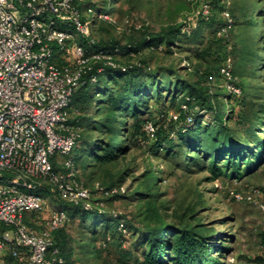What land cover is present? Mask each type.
<instances>
[{
  "label": "rangeland",
  "instance_id": "374dc122",
  "mask_svg": "<svg viewBox=\"0 0 264 264\" xmlns=\"http://www.w3.org/2000/svg\"><path fill=\"white\" fill-rule=\"evenodd\" d=\"M104 1L75 2L81 6L85 22L92 23L89 37L78 33L77 42L89 49L97 45L116 48L118 51L112 55L116 64L141 67L128 74L108 71L99 75L98 81L91 85L92 95L98 98L89 109L84 104L73 103L69 109V120L81 135L71 153L73 178L77 187L88 191V205L102 215L73 213L67 220L63 226L66 242L62 246L65 264H145L150 231L156 227H180L185 222L204 228L209 236L207 250L212 264H262L263 211L255 203L234 200L230 191L248 193L264 186V70L259 68L254 78L245 72L235 73L227 51L230 47L219 48L222 54L227 51L229 57L224 59L225 56L219 55L217 69L213 58L196 56L198 47L211 35L221 45H231L234 20L239 16L237 11L233 12L235 19L230 14L234 0H114L110 11L104 14L106 17L101 14L90 20L88 15L96 14L87 7L97 9ZM251 2L264 9V0ZM200 3L208 4L211 14L208 21L201 19L205 15L200 12ZM220 5L225 6L220 8ZM257 20L264 24V15L257 16ZM260 32L261 28H257L256 39L264 57ZM147 35L153 41L172 44L166 50L160 44L125 52L123 47L129 43L142 44ZM131 75V87L125 89L124 100L136 101V116L130 110L121 111L116 114V135L102 131L95 124L105 119L107 90L124 92L123 87L128 83L125 79ZM180 78H200L208 87L211 99L222 103L227 111L233 108L232 118L225 121L240 137L247 139L245 127L255 124L256 135L248 138V155L242 164L236 168L230 164L226 170L222 161L218 163L220 169L211 172L208 160L204 159L203 168L199 160L185 168L177 167L180 160L167 157L152 136L145 135L142 124L146 119L154 121L159 128L166 125L167 122L157 119L163 109H168L174 117L180 115L183 122L184 114L180 110L183 96L173 88ZM242 92L263 95L252 96L251 105H242L238 102ZM99 99L105 102L100 103L101 110L97 113ZM250 108L254 110L251 112ZM195 115L202 125L213 119L211 113L203 110ZM191 120L188 119L190 123ZM115 139L118 143V151H113L115 157L99 160L97 155L101 157L105 151L98 148L105 149ZM60 159L63 160L59 158L55 166L64 170ZM48 192L43 209L35 215L39 228L51 210L71 206L56 190ZM109 213L121 216L127 229L120 231Z\"/></svg>",
  "mask_w": 264,
  "mask_h": 264
},
{
  "label": "built area",
  "instance_id": "2783aa9c",
  "mask_svg": "<svg viewBox=\"0 0 264 264\" xmlns=\"http://www.w3.org/2000/svg\"><path fill=\"white\" fill-rule=\"evenodd\" d=\"M76 1L0 0V264H65L53 232L69 219L67 210H51L37 227L35 215L48 191L91 209L88 191L73 178L79 132L69 120L72 97L80 85L95 82L104 66L120 72L127 67L112 60L116 48L77 42L78 33L89 37L92 23ZM200 12L208 15L207 3H200ZM146 128L153 131L150 123ZM59 158L62 171L55 166ZM230 193L264 214V186Z\"/></svg>",
  "mask_w": 264,
  "mask_h": 264
},
{
  "label": "trees",
  "instance_id": "16d2710c",
  "mask_svg": "<svg viewBox=\"0 0 264 264\" xmlns=\"http://www.w3.org/2000/svg\"><path fill=\"white\" fill-rule=\"evenodd\" d=\"M113 2L114 0H105L100 3V6L97 9H92V14L94 13L96 15H88L89 19L94 20L99 14L108 13L110 11V5L113 4ZM224 6L220 5V8H224ZM77 8L83 11L81 6L78 5ZM227 8L229 11V6ZM234 11L239 13V16L236 19L233 15ZM230 12L231 16L235 19L233 24L234 30L231 37L233 41L231 45H221L215 35H211L202 47H198L196 50V56L198 58H213L214 67L217 69L218 66L216 64H219V55L222 54L220 51L221 48L230 47L227 51L231 54L230 58L233 64V71L235 73H239L240 71L245 72L248 76L254 78L257 76L256 72L259 68H261L262 72L264 70V57L261 55V49L256 39V29L261 28L259 36L261 37V41L264 42V24L262 20L260 22L257 20V16L262 17L264 15V9L262 5L252 3L251 0H234L231 4ZM210 18V11L207 16L201 17L203 21H208ZM163 42L164 41H153L151 36L147 35L142 44L129 43V45H126L123 49L126 50V53H129L139 50L141 46L154 48L163 44V48L166 50L167 45L172 44ZM100 47L112 49L107 45L96 46V48ZM227 51L222 54L223 58L225 56L224 59L229 57ZM98 65L99 64H94L92 69L85 74L84 78L86 80L88 79L89 74L94 72ZM124 66L127 67L124 72L104 66L103 72L97 74L95 82L87 81L76 89L71 104H84L86 105L85 109L88 110L91 102L98 98L92 95L94 89L91 85L98 81L99 75L108 71H116L119 74H128L141 67V65ZM130 79H133V75H131L129 79H125L128 83L126 84L127 87H123L124 92L121 91V89H118L116 93L107 90L108 97L106 99L107 107L104 113L105 119L101 123L96 122L95 124L101 127L102 131L107 130V132L116 135L114 125L116 123V114L121 111L130 110L132 116H136V101L134 99L130 101L129 99V102L126 103V100H124L127 97V95H125V89L131 87ZM173 88L175 93L183 96L180 105V110L184 114L183 122H181L180 115L173 118V115L167 111L168 109H163L159 112L157 119L161 120L162 123L167 122L169 124L166 123V125H162L159 128L154 121L146 119L142 124V129L145 135H151L152 139H154L155 145L159 146L161 149L163 148L167 157H172L176 161L177 159L180 160L176 165L177 167L185 168V166L194 164L199 160L202 162L200 168H203L205 167V165H203L204 159L208 160V168L211 172L219 170L220 165L218 163L222 161L225 162L224 169L226 170H228L231 165L236 168V166H239V163L242 164L243 158H246L248 155L247 147L249 139L256 135L255 124L253 125V123H249V125L245 127L244 134L247 135V139L240 137L239 133L230 128L225 121V119L232 118L234 109L229 108L230 111H227V108L222 103L211 99L208 95V87L204 85L200 78L196 80L180 78L174 83ZM230 93L231 95L233 94L232 92ZM130 95L133 97L132 93H130L129 96ZM262 95V92H242L238 102L242 105L247 103H250L251 105V103H253V100L251 99L252 96L257 97ZM99 100V105L96 109L97 113L101 110L100 103L105 102L101 99ZM255 106L258 105L256 104L252 107L255 108ZM253 108H250L251 112L254 110ZM195 109L197 111H195ZM200 110L205 111V113H211L213 115L212 121L202 125V120H199L195 115ZM188 119H192L191 123ZM147 123L152 125V132L146 128ZM80 136L81 135L79 134L77 143ZM110 143L111 144H108L105 149H103L104 147L98 148L105 151V155H102L101 157L97 155L99 160L108 161L115 157L113 151H118V149H116L118 143L116 139ZM189 149L191 151H189ZM72 161L74 166V159ZM69 207H61L67 210L69 219L73 213L102 215L101 211H96L92 208L83 211L78 205H71ZM108 216L116 221L117 228L120 231H122V228L127 229L126 223L121 216H114L110 213ZM120 222L123 224L122 228L119 227ZM64 224H66V222ZM63 226L53 232V239L56 246L59 248L60 255L65 261L62 246L66 242V233ZM208 241L209 236L205 233L204 228L195 224L185 222L180 227L174 225L165 228L156 227L153 231H150V235L147 239V252L144 256V262L145 264H212L209 251L207 250Z\"/></svg>",
  "mask_w": 264,
  "mask_h": 264
}]
</instances>
